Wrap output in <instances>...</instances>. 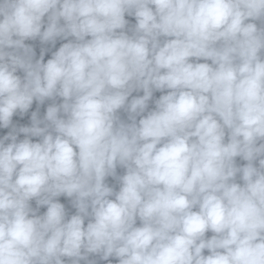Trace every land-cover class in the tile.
Instances as JSON below:
<instances>
[{
  "label": "clouds",
  "instance_id": "9594fccd",
  "mask_svg": "<svg viewBox=\"0 0 264 264\" xmlns=\"http://www.w3.org/2000/svg\"><path fill=\"white\" fill-rule=\"evenodd\" d=\"M0 264H264V0H0Z\"/></svg>",
  "mask_w": 264,
  "mask_h": 264
}]
</instances>
